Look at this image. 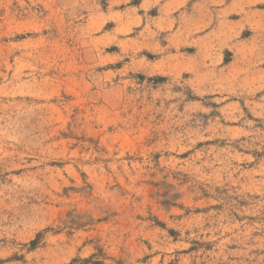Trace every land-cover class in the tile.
Masks as SVG:
<instances>
[{
	"label": "rangeland",
	"instance_id": "374dc122",
	"mask_svg": "<svg viewBox=\"0 0 264 264\" xmlns=\"http://www.w3.org/2000/svg\"><path fill=\"white\" fill-rule=\"evenodd\" d=\"M128 4L0 0V264H264V67Z\"/></svg>",
	"mask_w": 264,
	"mask_h": 264
},
{
	"label": "crops",
	"instance_id": "0c3cea01",
	"mask_svg": "<svg viewBox=\"0 0 264 264\" xmlns=\"http://www.w3.org/2000/svg\"><path fill=\"white\" fill-rule=\"evenodd\" d=\"M130 1L123 0L129 3L124 9L137 24L179 26L196 50L221 41L234 60L242 55L258 58L264 67V0Z\"/></svg>",
	"mask_w": 264,
	"mask_h": 264
}]
</instances>
